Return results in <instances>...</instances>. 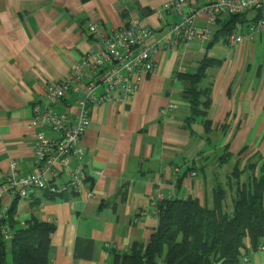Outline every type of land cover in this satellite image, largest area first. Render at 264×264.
<instances>
[{
  "label": "crops",
  "instance_id": "crops-1",
  "mask_svg": "<svg viewBox=\"0 0 264 264\" xmlns=\"http://www.w3.org/2000/svg\"><path fill=\"white\" fill-rule=\"evenodd\" d=\"M169 1L0 0V182L12 160L20 174L36 169L34 135L59 137L33 124V105L44 103L47 82L63 79L73 62L98 47L88 25L95 22L105 33L135 20L152 30V41H161L178 21L165 9ZM204 54L217 61L206 70L210 134L200 120L191 130L186 126L189 106L181 77L195 71ZM156 61L131 98L92 108L83 138L84 192L61 197L38 191L17 200L18 225L33 215L55 223L51 264H111V249L123 252L134 241L148 242L158 225L150 205L158 190L166 199L191 197L212 206L214 174L221 179L228 173L241 148L246 147L242 166L264 160V30L233 48L219 34L207 45L161 47ZM78 98L70 94L58 110L75 117ZM168 105L176 108L161 116ZM225 146L233 157L221 166ZM12 201L4 198L8 207ZM246 244L247 264H264V251Z\"/></svg>",
  "mask_w": 264,
  "mask_h": 264
},
{
  "label": "built area",
  "instance_id": "built-area-1",
  "mask_svg": "<svg viewBox=\"0 0 264 264\" xmlns=\"http://www.w3.org/2000/svg\"><path fill=\"white\" fill-rule=\"evenodd\" d=\"M165 9L174 12L178 21L161 41H152V30L141 27L135 20L105 33L99 31L95 22L88 25L87 31L98 36V47L73 62L63 79L47 82L44 103L33 105V124L48 127L58 132L59 137L47 139L42 134L34 135L36 169L32 172L20 174L17 161H11L8 173L0 182V220L7 217L9 208L5 197L29 199L38 191L51 196L85 191L88 175L83 138L91 124L92 108L115 97L131 98L141 81L155 70L161 47L187 49L194 42L205 45L214 39L216 27L228 15H252L245 29L226 36L229 48L251 41L264 30V0H171ZM254 15L257 17L253 20ZM70 94L79 96V110L73 118L57 108ZM175 108L176 105H168L161 109L160 115L166 116ZM191 174L196 176L195 171ZM170 198L171 195L167 197ZM164 199L160 190L150 198L152 213L157 217L158 203ZM147 213V210L141 212ZM2 234L9 244L13 231L2 225ZM257 251H264V239ZM243 260L249 261L247 256Z\"/></svg>",
  "mask_w": 264,
  "mask_h": 264
},
{
  "label": "trees",
  "instance_id": "trees-1",
  "mask_svg": "<svg viewBox=\"0 0 264 264\" xmlns=\"http://www.w3.org/2000/svg\"><path fill=\"white\" fill-rule=\"evenodd\" d=\"M248 22L247 14L228 15L214 36L221 35L226 43L229 33L245 29ZM216 63L204 54L195 71L181 75L186 83V126L190 130L200 120L205 134H210L207 110L211 97L206 70ZM245 149L241 148L230 171L221 179L214 174L212 206L191 197L164 199L158 203V225L148 242L134 241L123 252L111 249V264H247L243 260L248 252L246 240L250 249L256 251L264 239V160L257 157L242 166ZM232 157L225 146L219 165L227 164ZM17 200L13 199L7 217L0 220V264H51L55 223L33 215L24 225H18L14 219ZM2 225L13 231L9 244L3 238Z\"/></svg>",
  "mask_w": 264,
  "mask_h": 264
},
{
  "label": "rangeland",
  "instance_id": "rangeland-1",
  "mask_svg": "<svg viewBox=\"0 0 264 264\" xmlns=\"http://www.w3.org/2000/svg\"><path fill=\"white\" fill-rule=\"evenodd\" d=\"M221 45H223V44L221 43ZM8 261L11 262V255H10V253L8 254Z\"/></svg>",
  "mask_w": 264,
  "mask_h": 264
}]
</instances>
